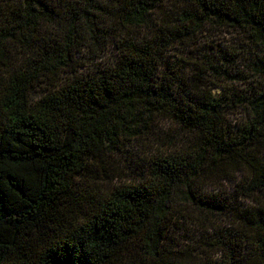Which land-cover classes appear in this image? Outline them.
<instances>
[{"label":"trees","instance_id":"16d2710c","mask_svg":"<svg viewBox=\"0 0 264 264\" xmlns=\"http://www.w3.org/2000/svg\"><path fill=\"white\" fill-rule=\"evenodd\" d=\"M0 264H264V0H0Z\"/></svg>","mask_w":264,"mask_h":264}]
</instances>
